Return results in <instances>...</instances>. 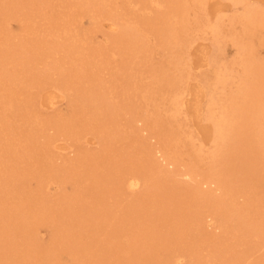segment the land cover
<instances>
[{
    "label": "rangeland",
    "instance_id": "rangeland-1",
    "mask_svg": "<svg viewBox=\"0 0 264 264\" xmlns=\"http://www.w3.org/2000/svg\"><path fill=\"white\" fill-rule=\"evenodd\" d=\"M0 264H264V0H0Z\"/></svg>",
    "mask_w": 264,
    "mask_h": 264
},
{
    "label": "bare ground",
    "instance_id": "bare-ground-1",
    "mask_svg": "<svg viewBox=\"0 0 264 264\" xmlns=\"http://www.w3.org/2000/svg\"><path fill=\"white\" fill-rule=\"evenodd\" d=\"M236 1H243V0H236ZM245 1V0H244ZM215 5V4H214ZM213 12V11H212ZM203 47H204V45H203ZM207 47V46H206ZM205 47V48H206ZM207 49V48H206ZM204 51V50H203ZM202 53V52H201ZM200 56V55H199ZM204 56V55H203ZM207 56V54H205V57ZM205 59V58H204ZM204 65V64H203ZM199 91H201V90H199ZM197 94V93H196ZM202 93H200V94H197V95H199V97L198 98H200L202 95H201ZM201 95V96H200ZM182 98V97H181ZM53 99V98H52ZM197 99V98H196ZM179 100V99H178ZM198 101V100H197ZM200 101H202V100H200ZM49 103L53 106V104H54V102L53 101H50L49 100ZM194 103H197V102H194ZM178 104V103H177ZM199 105V104H198ZM178 106V105H177ZM200 107V106H199ZM195 108H198V107H196L195 106ZM198 111V110H197ZM196 114H197V112H196ZM220 118V117H219ZM196 119V118H195ZM217 121V119L215 120V122ZM199 123H201V121L199 122ZM207 123V122H206ZM218 123V122H217ZM204 127V126H203ZM216 127V126H215ZM222 135V132H221V127L220 126H218L217 127V129H216V132H215V136H216V140L218 139V138H220V136ZM137 184V182H134V183H132V185H136Z\"/></svg>",
    "mask_w": 264,
    "mask_h": 264
}]
</instances>
